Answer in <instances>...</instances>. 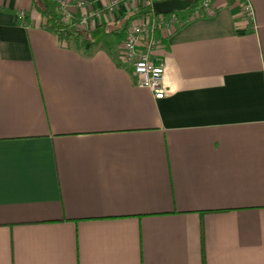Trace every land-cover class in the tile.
Here are the masks:
<instances>
[{
	"label": "crops",
	"instance_id": "obj_1",
	"mask_svg": "<svg viewBox=\"0 0 264 264\" xmlns=\"http://www.w3.org/2000/svg\"><path fill=\"white\" fill-rule=\"evenodd\" d=\"M64 1L114 44L0 0V264H264V0L168 35L162 99L116 34L143 7Z\"/></svg>",
	"mask_w": 264,
	"mask_h": 264
},
{
	"label": "built area",
	"instance_id": "obj_2",
	"mask_svg": "<svg viewBox=\"0 0 264 264\" xmlns=\"http://www.w3.org/2000/svg\"><path fill=\"white\" fill-rule=\"evenodd\" d=\"M135 2L137 6L146 7L151 0H113L105 9L112 11L117 6ZM83 5V3H80ZM241 11L249 18L254 17V8L250 0H240ZM69 3L63 4L62 18L72 19ZM213 0H201L192 18L202 16L203 13L211 12ZM94 16L87 15L81 20L80 27H86L89 19ZM182 24L176 12L160 15H142L135 17L126 29L125 35L121 38V55L125 64L133 69L138 87L151 90L157 99L164 98V75L165 63L154 59V50L164 44L165 38L173 33Z\"/></svg>",
	"mask_w": 264,
	"mask_h": 264
},
{
	"label": "trees",
	"instance_id": "obj_3",
	"mask_svg": "<svg viewBox=\"0 0 264 264\" xmlns=\"http://www.w3.org/2000/svg\"><path fill=\"white\" fill-rule=\"evenodd\" d=\"M191 6L193 9H188L185 12H182L181 22H188L191 19V16L196 11V8L199 6L201 0H191ZM35 9L46 17V23L44 28L58 36L61 41H67L70 44L75 45L76 48L89 53L96 42L90 39V32L81 28L79 25L81 19L77 14L76 17L72 20L71 24H67L63 21L62 11L64 0H32ZM152 2L143 9L138 11H133L131 14L124 15V24L118 30H121V33H116L119 35V38H122L125 35V31L129 26L130 22L137 16L142 15H154L152 10ZM180 16V15H178ZM204 241V233L202 229V243Z\"/></svg>",
	"mask_w": 264,
	"mask_h": 264
},
{
	"label": "water",
	"instance_id": "obj_4",
	"mask_svg": "<svg viewBox=\"0 0 264 264\" xmlns=\"http://www.w3.org/2000/svg\"><path fill=\"white\" fill-rule=\"evenodd\" d=\"M191 0H158L152 3V10L155 15L170 14L189 8Z\"/></svg>",
	"mask_w": 264,
	"mask_h": 264
},
{
	"label": "rangeland",
	"instance_id": "obj_5",
	"mask_svg": "<svg viewBox=\"0 0 264 264\" xmlns=\"http://www.w3.org/2000/svg\"><path fill=\"white\" fill-rule=\"evenodd\" d=\"M188 9H193V7L192 6H190L189 8H187V9H185L186 11L188 10ZM185 10H182V11H176V13L178 14V15H180L179 16V18H181L182 19V12H185ZM65 21L67 22L68 21V19H65ZM104 32H105V30H100V31H97V32H95V33H93L92 35H91V39H93V40H96V41H99V40H101L104 44H107V42H112L113 44H114V41H115V39L113 38V39H111V40H109V37L108 36H106L105 34H104ZM103 34V35H102Z\"/></svg>",
	"mask_w": 264,
	"mask_h": 264
}]
</instances>
